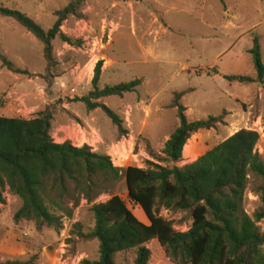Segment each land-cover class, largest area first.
Listing matches in <instances>:
<instances>
[{
  "label": "rangeland",
  "instance_id": "obj_1",
  "mask_svg": "<svg viewBox=\"0 0 264 264\" xmlns=\"http://www.w3.org/2000/svg\"><path fill=\"white\" fill-rule=\"evenodd\" d=\"M68 3L0 0V8L16 9L49 32L57 23L55 12ZM61 31L71 42L60 37L53 42L55 67L48 73L44 45L14 20L0 17V51L16 68L29 73L15 74L0 61V116L18 118L28 110L31 120L47 106L56 105L53 124L56 134H64L58 131L61 120L79 123L71 114L65 115V104H74L73 110L87 116L86 106L73 100L88 96L93 90L90 74L93 77L98 62L109 59L117 65L112 69L109 62L110 69L100 80L101 89L136 79L144 83L136 93L123 97L126 114L120 97L107 101L110 109L126 118L127 135L115 141L118 128L104 111H98L99 125L107 141L113 143L99 149L102 142H96L93 152L109 156L118 142L127 140L143 169L153 163L173 168L195 162L184 153L180 163L161 162L166 142L180 126L177 109L171 107L174 96L187 93L181 103L189 121L223 117L216 128L200 131L188 141L187 145L193 141L198 148L197 160L242 129L260 134L257 150L264 160L263 85L230 84L224 79L257 77L249 50L254 37H259L264 62V0H86ZM54 133L52 127L51 136ZM129 155L121 157L116 164L122 166L117 168L137 166L136 158ZM261 185L260 179L251 176L244 209L252 218L264 209ZM114 196L121 197L140 221L149 224L143 210L129 200L124 177L110 181L101 176L85 192L69 183L65 194L55 192L46 198L51 212L62 218L59 232L49 227L39 231L31 221L17 223L22 200L8 186L0 189V263L82 264L99 260L100 243L88 237L95 226L92 208ZM158 210L177 232L190 230L192 211L160 206ZM258 226L264 233V220ZM147 247L151 251L148 264H177L157 240ZM136 258V250L123 252L116 255L115 264H134Z\"/></svg>",
  "mask_w": 264,
  "mask_h": 264
},
{
  "label": "trees",
  "instance_id": "obj_2",
  "mask_svg": "<svg viewBox=\"0 0 264 264\" xmlns=\"http://www.w3.org/2000/svg\"><path fill=\"white\" fill-rule=\"evenodd\" d=\"M85 1L69 0L65 9L56 11L57 23L49 32L16 9L1 7L0 17L14 20L44 45L49 73L55 67L53 42L58 37L71 42L61 28L70 17L78 15ZM249 54L257 77L224 76V79L230 84H259L264 88L259 37H254ZM0 61L15 74L29 75L16 68L1 51ZM102 67L103 61L98 62L93 90L73 102L83 103L89 112L104 111L122 138L128 134L123 120L102 100L136 93L144 81L136 79L101 89ZM185 94H175L171 104L177 109L180 126L165 144L163 163H180L194 134L214 129L223 121L222 116L189 121L187 109L181 103ZM57 113L56 105H49L31 120L0 116V189L8 186L22 200L15 216L17 223L31 221L39 231L49 227L59 232L62 218L51 212L46 198L55 192L65 194L69 183L85 192L101 176L110 181L124 177L129 200L143 210L149 224L140 221L119 196L95 205L92 208L95 226L88 237L99 241L100 258L84 260L82 264H115L116 255L134 250L137 252L134 264H148L151 251L147 246L154 240L166 248L177 264H264V233L258 226L264 220V209L253 218L244 209L251 176L262 181L260 193L264 204V160L257 150L261 139L258 132L242 129L183 167L153 163L148 169H121L114 167L109 156L93 152L88 145L55 143L51 133ZM159 206L173 211H192L190 230L177 232L171 222L159 215Z\"/></svg>",
  "mask_w": 264,
  "mask_h": 264
},
{
  "label": "crops",
  "instance_id": "obj_3",
  "mask_svg": "<svg viewBox=\"0 0 264 264\" xmlns=\"http://www.w3.org/2000/svg\"><path fill=\"white\" fill-rule=\"evenodd\" d=\"M173 10H177L176 7L173 8ZM168 12V11H167ZM83 35L86 37V34L83 33ZM104 63V67H103V72H102V76L104 74H106V71L109 70L110 68L115 69L116 67V62L113 60L107 59L106 62L104 60H102ZM109 62H111L112 66L110 68L107 67V65L109 64ZM101 76V78H102ZM94 77V75H93ZM93 77H91V74L89 76V83L92 82ZM79 76L76 78L77 80H79ZM104 103L108 106V98L103 100ZM122 101V108H124V113L126 114L125 109L128 108V106L125 104V100L124 98H121ZM73 105L74 104H65L64 108H65V115L71 114L72 116H74L77 120H79V123H76L75 121H73L72 119H64L61 120V124H60V128L58 131H62L64 132V134H56L57 132V127L54 126V124L52 125L53 129H55V133L54 136H52L53 140L55 141V143L57 144H63L65 142H71L73 146L75 147H82L84 145L90 144V145H95L96 142H102L98 145L99 149L104 148L105 145L107 144H112L109 143L107 141V136L105 135V133L103 132V129L100 127L99 125V121H98V111L100 109L91 111L87 113V116L84 117L82 116L79 112H76L75 110H73ZM29 111L26 110L25 112H23V114L21 115V117H18L19 119H25V120H29L28 115ZM121 117L122 120L125 121V126L126 124V118L124 116H122L121 114L119 115ZM119 136L117 135L116 140H118ZM188 151H190L191 154H194L196 157L195 159L191 156H189L187 153ZM198 148L197 146H195V144L193 143V141H191L188 145H186L185 149H184V155L185 158H188L189 160L191 159V161H195L198 158Z\"/></svg>",
  "mask_w": 264,
  "mask_h": 264
},
{
  "label": "built area",
  "instance_id": "obj_4",
  "mask_svg": "<svg viewBox=\"0 0 264 264\" xmlns=\"http://www.w3.org/2000/svg\"><path fill=\"white\" fill-rule=\"evenodd\" d=\"M88 146L90 148H92V150L95 148L93 145H90V144H88ZM113 150H114L113 153L112 154H109V157H110L111 162L114 165V167H116V168L117 167H121L122 164L117 166L116 163L118 161L119 162L121 161L120 160L121 157H124L125 158L127 155H129L130 153L128 154V151L131 150V154L129 156H132V157L136 158L135 163H137V166H129V167H137L139 169H143L144 166L139 163V159H138L139 156H137L136 153L134 152V149H132V147H130V141L123 140V141L118 142V144L115 145V147L113 148ZM123 163H125V162H123Z\"/></svg>",
  "mask_w": 264,
  "mask_h": 264
},
{
  "label": "bare ground",
  "instance_id": "obj_5",
  "mask_svg": "<svg viewBox=\"0 0 264 264\" xmlns=\"http://www.w3.org/2000/svg\"><path fill=\"white\" fill-rule=\"evenodd\" d=\"M187 154H188L189 156L193 157L194 159H195V157H196L194 154H191L190 151H188Z\"/></svg>",
  "mask_w": 264,
  "mask_h": 264
}]
</instances>
